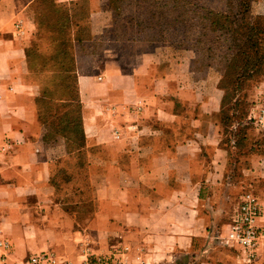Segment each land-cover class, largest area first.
Instances as JSON below:
<instances>
[{
	"label": "crops",
	"instance_id": "0c3cea01",
	"mask_svg": "<svg viewBox=\"0 0 264 264\" xmlns=\"http://www.w3.org/2000/svg\"><path fill=\"white\" fill-rule=\"evenodd\" d=\"M34 2L0 0V142L10 143L0 151V243L10 244H0V264L42 251L74 264L115 252L126 264L205 255L197 245L220 226L205 207L241 189L217 121L222 91L196 92L154 53L34 60ZM66 85L71 95L50 94ZM260 92L257 109L264 82ZM74 106L75 128L65 118ZM255 129L241 181L260 197L264 229V130ZM248 264H264V253Z\"/></svg>",
	"mask_w": 264,
	"mask_h": 264
},
{
	"label": "rangeland",
	"instance_id": "374dc122",
	"mask_svg": "<svg viewBox=\"0 0 264 264\" xmlns=\"http://www.w3.org/2000/svg\"><path fill=\"white\" fill-rule=\"evenodd\" d=\"M225 1L74 0L61 2L37 0L31 6L32 12L30 11L34 14L38 25V33L32 44L35 51H31L30 54L34 60H53L54 55L60 52L61 48L68 49L70 54H74L73 56L75 52L80 53L86 49L109 50L121 57L123 62L132 61L138 54L154 53L174 66L180 73V80L190 85L196 92H203L206 95L211 94L214 85L219 89L221 76L224 75V71L228 72L229 76L223 82L228 94L226 109L230 114L227 116H233V110H230V107L235 108L238 116L243 113L244 115L241 120H232L229 123L224 121V115L217 116L224 141L234 137V132L239 128L238 121L248 120V125L253 126L239 134L242 145L231 149V174L235 180L239 181V184L241 182V189L239 190L236 185L237 187L231 189L232 194L228 197L222 193L213 199L214 206L205 207L220 226L210 230L209 235L197 245L196 250H205V255H201L204 254L201 252L200 256L183 260L181 264H188V261L195 264L209 256L214 257L221 264L252 262L248 261L240 249L228 244L225 238L242 193L245 190H252L251 186H247L241 179L242 170L248 163L247 158L251 153V144L258 138V134H261L255 129L260 126L255 125L254 116L255 112L260 111L257 109L259 104L257 98L262 94L260 90L264 77L258 80L256 75L251 78L242 77L243 87L239 94L244 95L245 99L236 107L233 105L232 98L237 96L233 90L236 69L225 70L224 56L227 46L220 40L222 47L219 46L216 49L214 44L219 34L210 33L208 28L212 19L209 11L223 8ZM251 11L254 16L264 15V0L253 3ZM262 52L264 53V42ZM229 95H233L232 98ZM227 186H220V188L225 190ZM262 253L264 249L258 253V256ZM91 260L92 264H118L119 262L116 252L115 255H107L106 258Z\"/></svg>",
	"mask_w": 264,
	"mask_h": 264
},
{
	"label": "trees",
	"instance_id": "16d2710c",
	"mask_svg": "<svg viewBox=\"0 0 264 264\" xmlns=\"http://www.w3.org/2000/svg\"><path fill=\"white\" fill-rule=\"evenodd\" d=\"M37 0H35L36 2ZM34 2V3H35ZM258 2V0H226L223 4V8L219 10H210L209 15L211 16L210 25H208L210 33H218L217 39L215 40L216 49L221 46L222 40L226 48L225 53V70L228 69H236L235 71V81H234V92L237 93V96L232 98L233 95H229L232 100H234V106L244 102V95L239 94L242 91L243 82L241 81L242 77L251 78L256 75V79L258 80L264 75V53L262 52L263 42H264V15L254 16L252 14V4ZM36 20V18H35ZM37 22V20H36ZM38 26V25H37ZM38 29V27H37ZM216 36V35H215ZM224 36V37H223ZM222 47V46H221ZM54 55V61L59 62H73L74 54H70L68 49L61 48ZM30 55V53H29ZM37 60V59H35ZM164 62L166 60L162 59ZM43 63L46 60H37ZM239 61L238 63H235ZM61 63V64H62ZM167 63V62H166ZM169 63V62H168ZM220 80L219 89L223 92L222 103H221V111L220 115H224L225 120L232 122V120L242 119L244 113L241 115L236 114L235 108H231L233 110L232 117H228L230 112L226 109L227 105V97L228 94L225 91L223 86L224 79L229 76L228 72L224 71ZM69 85L66 86H53L52 92L50 94L55 95H71V90L68 89ZM74 96V95H73ZM47 109H51V105H46ZM63 107V105H62ZM58 109V108H57ZM64 108L61 109L63 111ZM71 112L66 115V120H69L72 124L74 121V128L76 127L75 119L77 109L71 108ZM228 115V116H227ZM71 116V117H70ZM219 116V115H218ZM246 116V114H245ZM239 117V118H238ZM249 117V116H248ZM63 118V119H65ZM248 119V118H247ZM223 120V117H222ZM248 120L245 122L238 121L239 128L236 132H234V137L232 139H227L225 141L228 146H232V149H236L241 144V137L239 134L245 132L251 125H248ZM77 133V132H75ZM245 138V137H244Z\"/></svg>",
	"mask_w": 264,
	"mask_h": 264
},
{
	"label": "built area",
	"instance_id": "2783aa9c",
	"mask_svg": "<svg viewBox=\"0 0 264 264\" xmlns=\"http://www.w3.org/2000/svg\"><path fill=\"white\" fill-rule=\"evenodd\" d=\"M263 107L259 111V116H254L255 121L260 128L264 130V102ZM10 147L8 140L0 142V151H4ZM262 216V203L260 197L253 190H245L240 201L235 209L231 221L228 225L226 242L234 245L246 255L248 261H253L257 258L258 253L264 249V229L260 225V218ZM4 249H9L8 241L0 243ZM6 255L3 257L4 263ZM118 264H126V261L118 260ZM17 264H74L73 262L61 259L54 253L49 251H42L28 256L27 259ZM82 264H92L91 259L85 260ZM107 264V263H106Z\"/></svg>",
	"mask_w": 264,
	"mask_h": 264
}]
</instances>
